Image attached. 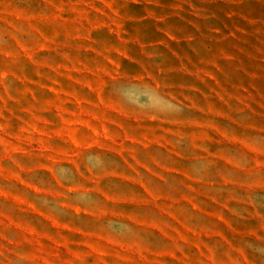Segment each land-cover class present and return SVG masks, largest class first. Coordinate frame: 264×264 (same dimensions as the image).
I'll return each instance as SVG.
<instances>
[{"label": "rangeland", "instance_id": "374dc122", "mask_svg": "<svg viewBox=\"0 0 264 264\" xmlns=\"http://www.w3.org/2000/svg\"><path fill=\"white\" fill-rule=\"evenodd\" d=\"M0 264H264V0H0Z\"/></svg>", "mask_w": 264, "mask_h": 264}]
</instances>
